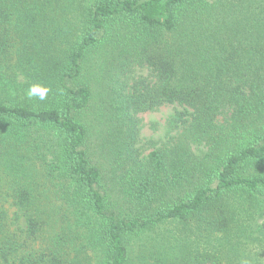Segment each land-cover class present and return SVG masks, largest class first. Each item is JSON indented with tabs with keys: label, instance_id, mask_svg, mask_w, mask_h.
Masks as SVG:
<instances>
[{
	"label": "trees",
	"instance_id": "obj_1",
	"mask_svg": "<svg viewBox=\"0 0 264 264\" xmlns=\"http://www.w3.org/2000/svg\"><path fill=\"white\" fill-rule=\"evenodd\" d=\"M254 2L0 0V264H264V25ZM113 42L154 81L120 84L125 103L104 106L121 119L104 166L83 122V62ZM30 85L49 88L46 99H29ZM173 104L192 110L188 132L207 150L177 141L139 158L122 115Z\"/></svg>",
	"mask_w": 264,
	"mask_h": 264
},
{
	"label": "rangeland",
	"instance_id": "obj_2",
	"mask_svg": "<svg viewBox=\"0 0 264 264\" xmlns=\"http://www.w3.org/2000/svg\"><path fill=\"white\" fill-rule=\"evenodd\" d=\"M209 1L215 2L216 0ZM255 7L264 25V0H255L252 8ZM70 20L73 21L72 18ZM55 25L57 24L50 23L46 26L48 28H54ZM49 33L45 32L44 35ZM42 37L40 39H43ZM122 50L129 51L128 48L121 44L113 42L112 45H105L103 49L96 51L94 55L88 56L83 62L82 83L86 84L92 92L91 103L83 115V122L87 127L89 126V148L91 149V153L94 154L96 159L100 158L104 166H107L109 160L104 141L109 137V131L115 127L113 125L121 123V119L119 121L116 120L117 113L115 108L107 113L104 110V106L108 103L114 105L120 104L121 101L125 103V98L119 100V95H122L121 86L125 87L126 84L131 86L135 81L142 79L149 83L154 81L150 70L146 67H138L135 64L128 65V61L131 62L135 56L132 57ZM129 91L132 94L130 89ZM191 112L192 110L189 108L173 104L161 105L155 107L153 110L137 113L131 111L127 118H124L122 115L124 123L130 122L134 124L135 130L132 127V135L134 148L139 158L145 160L151 152L170 147L177 141H182L190 146V150L195 155L207 150L205 140L202 141L199 138H193L188 132V123L190 122L189 114ZM178 113H184L183 116L186 119V124L177 121ZM100 144H102L101 149L99 148ZM104 155H108V158H104ZM165 229V227L153 229L154 232L149 234L155 236L154 238L157 240L160 235H164L165 231L168 230ZM48 231L50 233L46 234V241L52 236V230ZM145 236L141 238L147 241L148 236ZM138 237H133V240L130 242V245L134 247L131 255L136 257L139 250L138 245L140 244ZM43 243H45L44 240ZM38 244V241L33 242L35 247H38ZM42 246L44 245L42 244Z\"/></svg>",
	"mask_w": 264,
	"mask_h": 264
},
{
	"label": "clouds",
	"instance_id": "obj_3",
	"mask_svg": "<svg viewBox=\"0 0 264 264\" xmlns=\"http://www.w3.org/2000/svg\"><path fill=\"white\" fill-rule=\"evenodd\" d=\"M49 91V88L41 87L40 85H30L26 92V96L29 99L33 97H39V99L43 101L44 99H46Z\"/></svg>",
	"mask_w": 264,
	"mask_h": 264
}]
</instances>
